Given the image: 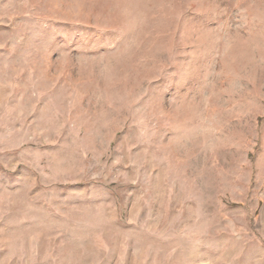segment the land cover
<instances>
[{
    "label": "rangeland",
    "instance_id": "374dc122",
    "mask_svg": "<svg viewBox=\"0 0 264 264\" xmlns=\"http://www.w3.org/2000/svg\"><path fill=\"white\" fill-rule=\"evenodd\" d=\"M0 264H264V0H0Z\"/></svg>",
    "mask_w": 264,
    "mask_h": 264
}]
</instances>
